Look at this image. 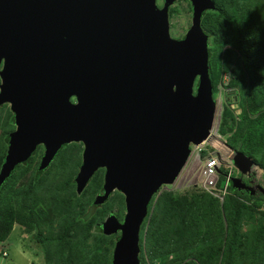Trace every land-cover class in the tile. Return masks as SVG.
Listing matches in <instances>:
<instances>
[{"label": "water", "instance_id": "obj_1", "mask_svg": "<svg viewBox=\"0 0 264 264\" xmlns=\"http://www.w3.org/2000/svg\"><path fill=\"white\" fill-rule=\"evenodd\" d=\"M174 1L0 0V105L15 118L0 185L39 144L42 170L64 144L82 142L76 192L104 167L93 203L114 190L124 198L122 220L111 214L101 223L105 235L119 233L111 264H142L139 233L152 197L175 182L216 118L201 26L215 2L190 0V25L174 37ZM230 163L239 174L232 188L264 196L250 156L233 150Z\"/></svg>", "mask_w": 264, "mask_h": 264}, {"label": "trees", "instance_id": "obj_2", "mask_svg": "<svg viewBox=\"0 0 264 264\" xmlns=\"http://www.w3.org/2000/svg\"><path fill=\"white\" fill-rule=\"evenodd\" d=\"M214 2L201 20L209 37L213 95L220 85L237 96L223 107L218 133L264 170V0ZM12 128L7 108L0 113V165ZM34 167L29 157L0 186V242L19 227L34 231L45 264H111L117 235H105L101 223L108 214L123 215V195L114 191L96 205L99 174L77 193L74 171L48 178ZM223 183L221 174L217 185ZM115 202L118 214L111 210ZM139 234L142 264H264V196L230 183L222 201L196 185L161 189L151 199Z\"/></svg>", "mask_w": 264, "mask_h": 264}, {"label": "rangeland", "instance_id": "obj_3", "mask_svg": "<svg viewBox=\"0 0 264 264\" xmlns=\"http://www.w3.org/2000/svg\"><path fill=\"white\" fill-rule=\"evenodd\" d=\"M184 5L185 1H181V3L179 2L177 6L185 8L183 7ZM189 20H191L190 15L185 11H181L178 14H174L171 19L172 24L170 27V34L172 36L182 35V33L185 31L184 28H187L189 24ZM226 81L227 79L224 78L223 83L225 84ZM215 97L217 99V111L213 127H217L219 125L221 119V112L223 107L226 105L227 100L231 99L233 102H235L237 98V96L233 94L232 90L222 87L220 85L218 86V91L216 92ZM233 104L235 107L237 106L235 103ZM6 110V106L0 107V113ZM213 144H215L216 147H213ZM204 146L205 149H207L205 154L214 151L222 161V165H227L228 163H230V156L233 152V149H231L226 144L224 136L220 135L219 137L217 134L213 133V135L205 141ZM80 151L81 146L76 143H71L65 146L59 152L55 160H53L51 166L47 170H45L44 174L46 175V177L51 178L57 171H65V173L72 171L75 172L77 159L78 166L81 161ZM199 154L201 156L205 155L203 151H200ZM201 164L202 163L199 164V162H196L192 166L191 160L188 161L182 168L178 181L175 184L166 186L163 189H178L182 191L188 189L189 187L195 185L197 186L199 182V169ZM256 168L258 169V172L256 173V179H258L259 182L264 184V170L260 166H256ZM221 169L223 170V172ZM221 169L220 173H225L227 171L223 166H221ZM119 207L120 206H118L115 202V204H113L111 208L112 212L118 214L121 210ZM124 212L125 209H123V213ZM3 248L7 250L8 255L2 256V254L0 253V264H45L41 244L35 239L34 231L22 232L18 227L17 232L11 233L10 236L4 242H0V249Z\"/></svg>", "mask_w": 264, "mask_h": 264}, {"label": "built area", "instance_id": "obj_4", "mask_svg": "<svg viewBox=\"0 0 264 264\" xmlns=\"http://www.w3.org/2000/svg\"><path fill=\"white\" fill-rule=\"evenodd\" d=\"M218 126L212 128L211 130L212 134L210 136H212L213 133H215L220 137V134L218 133ZM204 144L205 142L199 145L192 146L193 149L187 162L191 160L192 166L196 162H199V164L202 163L199 169V182L197 186H199L204 191L216 196L220 201H222L224 195L227 192V186L230 183V179L232 176L235 175L236 171L231 163H228L227 165L226 164L222 165V161L214 151L208 152L207 154L201 156L199 153L200 151L205 149ZM213 147H216V145L213 144ZM221 166H223L227 170L225 173H220ZM220 174H222L224 177V183L221 187L217 185ZM179 176L177 177V179L173 184H175L178 181Z\"/></svg>", "mask_w": 264, "mask_h": 264}, {"label": "flooded vegetation", "instance_id": "obj_5", "mask_svg": "<svg viewBox=\"0 0 264 264\" xmlns=\"http://www.w3.org/2000/svg\"><path fill=\"white\" fill-rule=\"evenodd\" d=\"M181 1H185V5L183 6V7H185V8H182V7H180V6H177L179 2L181 3ZM155 3H156V5H157L159 8H161V7L163 6V4H164V0H155ZM173 7H174V9L177 8V11L180 10V9H181V11H186V10H188V12H189V10L191 11V9H190V8H191L190 0H176V1H174L172 4H170V6H169V10H168V11H169V16L173 14V13L171 12V10H172ZM189 25H190V24H189ZM189 25H188V26H189ZM182 35H183V34H182ZM182 35H180L179 37H181ZM2 66H3V62L0 63V67H2ZM1 82H2V79H1V77H0V83H1ZM71 99H72L73 102L76 101V98H75V97H71ZM2 106H6V108H9V109H10V106H9L8 103H3V104L0 105V107H2ZM10 111H11V109H10ZM11 112H12V111H11ZM12 114H13V113H12ZM14 120H15V118H14V114H13V128L9 130V132H8V137H10V133L15 129V122H14ZM8 143H9V142H7V146H8ZM71 143H76V144H78L79 146H81V151H80L81 161H80L79 166H78V159H77L76 166H75V174H74V176H73L74 184H75V189H76L75 176H76V174L78 173L79 168H80V165H81V163H82V152H83V149H84V144H83L82 142H80V141H73V142H70V143H68V144H64V145L61 147V149L56 153V155L54 156L53 160H55V158L57 157V155L59 154V152H60L65 146H67V145H69V144H71ZM6 149H7V147H6ZM44 153H45V147H44L42 144H39V145L36 147V149L33 151V153L31 154V156H30V158H31L32 161H33V166H35V167L37 168V170H38V167H39V165H40V163H41V159H42V156L44 155ZM27 160H28V159H27ZM53 160L50 162V164H49L47 167H45V168L42 169V170H39V172H40V171H42V172L44 171V172H45V170H47V169L51 166V163L53 162ZM25 161H26V160H25ZM25 161H22L20 164L24 163ZM35 167H34V168H35ZM104 173H105V168H104V167H100V168H98V169L94 172V174H93V176H92V178L95 177L97 174H99V175L101 176V177H100V178H101L100 188H99V190L95 193L94 198H95L98 194H100V193L103 192ZM234 176H239V174L237 173V171H236V173H235ZM92 178H91V179H92ZM243 180H244L246 183L249 182V178H247V177H243ZM90 181H91V180H90ZM86 186H87V185H86ZM114 191H116V190H114ZM114 191H112V193L110 194V196L108 197V199L113 195ZM108 199H107V200H108ZM107 200H105L104 202H106ZM104 202H102L101 204H103ZM123 214H124V213H123ZM108 215H111V214H108ZM108 215H107V216H108ZM107 216H105V218L103 219V221L106 219ZM122 217H123V215H122L121 217L118 216L117 219H119V220L121 221V220H122ZM115 234L118 236L119 233H115Z\"/></svg>", "mask_w": 264, "mask_h": 264}, {"label": "clouds", "instance_id": "obj_6", "mask_svg": "<svg viewBox=\"0 0 264 264\" xmlns=\"http://www.w3.org/2000/svg\"><path fill=\"white\" fill-rule=\"evenodd\" d=\"M168 10H169V8H168ZM180 10H181V9H180ZM206 11H207V10H206ZM206 11H205V12H206ZM179 12H181V11H179ZM179 12H177V13H179ZM185 12H186V11H185ZM177 13H176V12H173V14L169 16L170 27H171V24H172L171 19H172V17L174 16V14H177ZM186 13L190 14V19H191V11H190V13H189V12H186ZM168 14H169V11H168ZM190 21H191V20H189V24H190ZM189 24H188V25H189ZM187 28H188V26H187ZM187 28H186V29H187ZM186 29H185V31H186ZM185 31H184V32H185ZM184 32H183L182 34H184ZM205 33H206V32H205ZM176 36L179 37L180 35H179V36H178V35H175L174 37H176ZM182 36H183V35H182ZM182 36H181V37H182ZM208 38H209V37H208ZM208 44H209V42H208ZM208 49H209V47H208ZM227 75H228L227 73L224 74V78H226V79L228 80ZM10 134H11V133H10ZM9 138H10V137H8V141H7V142H9ZM208 139H209V138H208ZM192 146H193V145H192ZM6 150H7V149H6ZM5 153H6V151H5ZM4 156H5V155H4ZM3 159H4V158H3ZM2 162H3V161H2ZM2 162H1V164H2ZM0 166H1V165H0ZM258 166H259V165H258ZM235 171H236V170H235ZM257 172H258V169H257ZM255 177H256V176H255ZM257 180H258V179H257ZM259 183L262 184L261 182H259ZM1 185H2V184H1ZM1 185H0V186H1ZM166 186H170V185H166ZM163 187H165V186H163ZM163 187H162L161 189H163ZM161 189H160V190H161ZM0 253L2 254V256H7V255H8L7 250L4 249V248L1 249Z\"/></svg>", "mask_w": 264, "mask_h": 264}, {"label": "crops", "instance_id": "obj_7", "mask_svg": "<svg viewBox=\"0 0 264 264\" xmlns=\"http://www.w3.org/2000/svg\"><path fill=\"white\" fill-rule=\"evenodd\" d=\"M0 251H1V249H0Z\"/></svg>", "mask_w": 264, "mask_h": 264}]
</instances>
